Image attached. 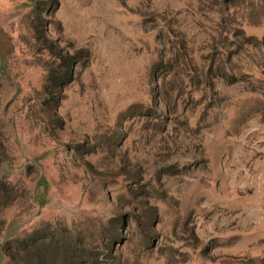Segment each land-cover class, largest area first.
<instances>
[{"label":"rangeland","instance_id":"obj_1","mask_svg":"<svg viewBox=\"0 0 264 264\" xmlns=\"http://www.w3.org/2000/svg\"><path fill=\"white\" fill-rule=\"evenodd\" d=\"M33 3L0 0V264H264V0H58L60 120Z\"/></svg>","mask_w":264,"mask_h":264},{"label":"trees","instance_id":"obj_2","mask_svg":"<svg viewBox=\"0 0 264 264\" xmlns=\"http://www.w3.org/2000/svg\"><path fill=\"white\" fill-rule=\"evenodd\" d=\"M57 6L58 0H52L49 7L44 9L39 0H34L30 11L25 17V27L28 31V38L33 50L43 51L47 55L43 63L45 75L38 97V104L40 106L46 105L52 100L53 114L60 120V117L56 114V110H54L55 103L62 94V85L73 76L77 57L71 41L64 40L60 36L51 38L47 34V24L51 19L44 18L43 14L50 15L52 10ZM58 26H60L59 23ZM70 50L71 52H69ZM15 191V186L6 178L0 180V208L16 197ZM40 238H42V235H38V229L34 228L22 234L21 237L12 238V240L18 242L24 253L28 255L30 254L29 249L36 246ZM9 242V239H3L0 245V258L8 256Z\"/></svg>","mask_w":264,"mask_h":264}]
</instances>
